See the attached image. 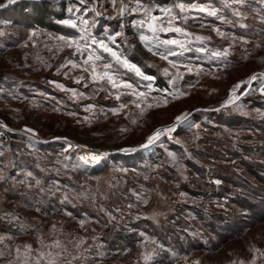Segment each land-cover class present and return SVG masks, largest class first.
<instances>
[{
    "label": "rangeland",
    "instance_id": "374dc122",
    "mask_svg": "<svg viewBox=\"0 0 264 264\" xmlns=\"http://www.w3.org/2000/svg\"><path fill=\"white\" fill-rule=\"evenodd\" d=\"M123 2L129 11L121 18V0L116 9L111 0H0V264H21L15 249L26 243L35 254L38 236L44 244L60 241L52 249L58 264H145L141 253H151L148 264H264V0H140L157 16L171 9L175 24L192 34L187 50L170 46L177 54L166 60L139 39L151 34L133 25L143 18L130 11L137 0ZM41 4L63 11L62 20L87 19L93 36L154 79L113 62L117 80L132 85L114 89L94 84L82 67H60L67 60L83 66L88 50L77 53L57 39H79L77 29L48 18L60 26L56 32L21 15ZM116 32L122 35L109 42ZM225 49L226 56L212 55ZM254 73L258 79L242 83L236 103L222 108L233 85ZM88 104L94 107L85 111ZM174 124L131 161L119 155ZM84 149L107 156L85 164Z\"/></svg>",
    "mask_w": 264,
    "mask_h": 264
},
{
    "label": "snow or ice",
    "instance_id": "6c2138e0",
    "mask_svg": "<svg viewBox=\"0 0 264 264\" xmlns=\"http://www.w3.org/2000/svg\"><path fill=\"white\" fill-rule=\"evenodd\" d=\"M16 0H8L9 4L15 3ZM81 4L85 3V0H80ZM111 4L113 9H116L117 0H111ZM196 7V6H193ZM180 10L183 12L185 11V6L183 4L179 5ZM199 11L201 12H207L209 15L215 16L217 15L216 9H208L199 7ZM71 11V9L69 10ZM129 11V6L121 0V3L119 5V8L117 9V14L123 18L125 13ZM131 12H140L143 14V18L140 19L138 22L133 21V25L136 26L139 25V28L146 29L148 33L151 35H146L144 33H141L139 36V39L145 43V46L147 47L148 51L152 52L153 55H159L161 59H167L168 56H174L177 53L172 50V47H178L182 50L186 49V44L190 43L192 34L189 33L186 29L179 27L175 24V21L177 20V16L172 14L171 9H161L163 12V16H157L154 14L152 9L150 7L144 6L140 0H137L136 6L132 7L130 9ZM97 15H100L99 12L96 13ZM236 15H240V13H236ZM115 17L109 16L108 19H114ZM79 21V23H78ZM61 24L67 25L73 29H77L81 35L79 39L66 37V36H59L57 39L61 42H63V46L74 49L75 52H81L82 50H88L87 58L83 60V66L76 64L72 60H67L66 64H62L60 67H66L67 65H71L73 68H81L82 71L89 74V77L91 81L94 84H99L102 81H106L107 84L111 85L112 88H126L131 89L132 85L128 83L127 81H118L115 74L113 73L112 69L114 67V63L118 65H122L124 68L133 71L136 76L143 77L144 80L151 81L154 79L152 76H147L144 74V72L141 70V68L136 65L135 63H132L129 59H127L122 53L114 50L112 47L109 46V43L106 42L103 39H97L95 36H93L89 30V22L87 19L76 17L75 19H64L60 21ZM94 26V25H93ZM121 28H123V24H121ZM218 34L223 35V33H219V30L216 29ZM168 32H174L178 33L181 36H183L185 39H161L160 33H168ZM122 35V32H116L115 35H109L107 37V40L109 42L114 43L116 37H119ZM209 39V37L204 36H195L196 41H204ZM94 46V47H93ZM160 49H163V51H160ZM198 51H205L203 47L197 49ZM104 54H107L105 56ZM182 54V53H181ZM213 56H220V55H227V49L221 52H213ZM108 57L111 58V60L108 59ZM114 62V63H113ZM169 63L175 67L176 62L175 61H169ZM189 72L191 69H187ZM59 71V68L57 69ZM165 74H167V70L165 69ZM67 75V73H65ZM179 76V74H177ZM259 77L262 78V85H261V92L264 93V73H260ZM258 76L257 74H252L247 81H241L233 85V88L229 92L228 99L224 101V103L221 105V107H227L228 105L232 104L234 105L236 101L239 99V96L236 95V90L240 89L242 83H248L250 84L251 81L257 80ZM85 80V77L82 75L75 79L76 84H80L82 81ZM171 84L172 81H169ZM58 88L65 91H71L74 96L77 95V92L75 89H66L63 84H56ZM85 87H87V84L85 83ZM149 89L152 88V85L149 83L147 85ZM134 95L138 96L139 98H143L146 93H133ZM79 96H84V93H79ZM179 98V97H176ZM116 99H120V95L116 96ZM164 103L166 104L167 101L165 100ZM151 107V105H148ZM159 106V105H158ZM94 106L92 104H88L86 106L85 111L93 108ZM121 108L125 107V105L121 104ZM136 107L140 109L141 114L144 112V108L141 107L139 103L136 104ZM111 111L115 114L118 112V109H111ZM184 114L177 115L175 117V124H179L184 119ZM87 119V118H85ZM133 123L136 121L133 120ZM175 124L171 125L169 127H165L163 129L157 128L152 132L151 135L147 137V144H152L154 141L158 140L159 137L162 134L168 133L170 134L172 131H174ZM196 127H199L197 125ZM126 129H122V131H125ZM27 131L32 132V129H27ZM146 145H142L143 147H146ZM135 149H121V151H134ZM172 155V154H170ZM80 160L83 161L85 164L88 163V160L81 156ZM100 158L93 156L92 162L93 163H99ZM29 176H31V173H28ZM39 183V181H37ZM217 184L220 183V181H216ZM68 215H71V213H68ZM81 226H83L84 221H81ZM53 228H55V225H53ZM4 240V237L0 236V242ZM37 242L41 244V249H48L47 251L37 249L34 250L31 244H24L23 249L20 247H17L15 249L18 258H20L21 253H23V258L21 260V264H58L57 258L60 256V252L53 251L52 249H59L61 248V243L58 239L53 240L49 244H44L42 237H37ZM254 253L259 252V249H253ZM141 256L143 260L145 261V264H148V261L151 259V253H141ZM256 256L253 255L252 260L255 261ZM194 264H198V262H194ZM241 264H244L243 261H241Z\"/></svg>",
    "mask_w": 264,
    "mask_h": 264
},
{
    "label": "trees",
    "instance_id": "16d2710c",
    "mask_svg": "<svg viewBox=\"0 0 264 264\" xmlns=\"http://www.w3.org/2000/svg\"><path fill=\"white\" fill-rule=\"evenodd\" d=\"M42 4L39 6H36L32 10L31 14H26V13L21 11V15L23 16L24 19H26L27 21L31 22L32 24H34L36 26L47 28L49 30L56 31V32L59 31L60 26L53 21H49L48 18H55V19L61 21L64 18L63 11L60 13H56L54 11H51L49 8H47L46 6H44ZM228 125H230V124H228ZM135 156H136V154H135ZM135 156H133L131 158H122V159L127 162V161H131ZM224 181L228 185L232 184L231 181L227 180V178H225ZM215 218H218V216Z\"/></svg>",
    "mask_w": 264,
    "mask_h": 264
},
{
    "label": "bare ground",
    "instance_id": "6f19581e",
    "mask_svg": "<svg viewBox=\"0 0 264 264\" xmlns=\"http://www.w3.org/2000/svg\"><path fill=\"white\" fill-rule=\"evenodd\" d=\"M82 153H83L82 156L85 157L87 160H90V162L92 161V157L93 156H96V157H99L100 158L99 163L103 162L104 159L107 156L106 155L107 152L104 151V150H102V149H100V150H97V149H84V150H82ZM96 164H98V163H96Z\"/></svg>",
    "mask_w": 264,
    "mask_h": 264
},
{
    "label": "built area",
    "instance_id": "2783aa9c",
    "mask_svg": "<svg viewBox=\"0 0 264 264\" xmlns=\"http://www.w3.org/2000/svg\"><path fill=\"white\" fill-rule=\"evenodd\" d=\"M46 1H51V0H46ZM160 129H163V128H160ZM168 137V133H165V134H162L158 140H156L155 142L159 141V140H162L164 138H167ZM154 142V143H155ZM147 144V141L146 143H144L143 145H146ZM149 147V146H148ZM148 147H143L141 146V148H135V147H126V148H122V149H135L134 151H121V149L119 150V155L123 158H131L133 156H135V154L138 152V150L142 149V148H148Z\"/></svg>",
    "mask_w": 264,
    "mask_h": 264
}]
</instances>
